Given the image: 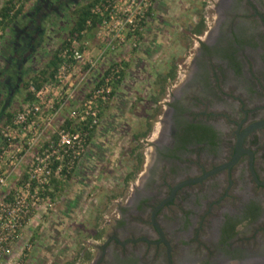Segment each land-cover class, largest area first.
I'll return each mask as SVG.
<instances>
[{
	"label": "flooded vegetation",
	"instance_id": "1",
	"mask_svg": "<svg viewBox=\"0 0 264 264\" xmlns=\"http://www.w3.org/2000/svg\"><path fill=\"white\" fill-rule=\"evenodd\" d=\"M89 1L29 0L6 21L1 108L26 91L34 60ZM216 3L211 24L192 33L186 73L177 70L175 89L158 101L166 103L148 124L143 170L90 264H264V126L242 138L235 163L207 174L264 120V0Z\"/></svg>",
	"mask_w": 264,
	"mask_h": 264
},
{
	"label": "rangeland",
	"instance_id": "2",
	"mask_svg": "<svg viewBox=\"0 0 264 264\" xmlns=\"http://www.w3.org/2000/svg\"><path fill=\"white\" fill-rule=\"evenodd\" d=\"M5 1L0 0V8ZM28 1L15 0L13 12L27 7ZM216 1L155 0L136 46L122 44L107 52L99 62L91 73L95 78L91 86L111 63L121 64L119 80L101 107L97 128L83 157L53 195L52 209L47 214L37 213L28 225L20 243L30 244L23 264H90L143 170L148 153L145 140L148 124L157 106L166 103L158 101L167 99L166 94L175 89L176 71L186 73V66L197 52V39L192 33L200 24L204 29L211 24L210 15L215 14ZM72 24V16L64 18L63 28L50 40L47 52L34 60L31 74L34 67L45 68L54 52L60 53ZM6 26L5 20L0 25V42ZM78 40L80 47L83 41H88L87 57L95 56L100 46L97 24ZM104 58L106 62L102 63ZM86 61L84 58L82 67H86ZM29 79L23 96L30 91Z\"/></svg>",
	"mask_w": 264,
	"mask_h": 264
},
{
	"label": "built area",
	"instance_id": "3",
	"mask_svg": "<svg viewBox=\"0 0 264 264\" xmlns=\"http://www.w3.org/2000/svg\"><path fill=\"white\" fill-rule=\"evenodd\" d=\"M154 2H94L91 13L99 18L100 46L96 55L87 57L88 41H83L80 47L77 36L68 39L58 54L59 61L50 80L39 89L30 84L32 99L15 110L0 129V264H23L30 249L28 242L20 245L23 231L37 213L47 214L52 209L55 203L52 184L67 181L83 157L97 128L101 107L119 80L121 64H109L98 81L72 106L67 115L68 126L54 127L56 116L65 103L74 100L78 85L97 68L107 52L126 43L136 46ZM88 31L86 26L80 32L81 37ZM84 58L86 67H81ZM72 76L74 82L65 87ZM48 130H52L50 136L41 143ZM27 155L28 164L21 175H15Z\"/></svg>",
	"mask_w": 264,
	"mask_h": 264
},
{
	"label": "crops",
	"instance_id": "4",
	"mask_svg": "<svg viewBox=\"0 0 264 264\" xmlns=\"http://www.w3.org/2000/svg\"><path fill=\"white\" fill-rule=\"evenodd\" d=\"M59 54V53H58ZM106 58H104L103 62L102 63H105L106 61ZM47 64V63H46ZM46 67V65H45ZM82 67V66H81ZM80 67V68H81ZM44 66L41 67V68H36L34 67V73L31 74L29 73L27 76H26V80H28L29 78H32L36 73H38L40 70H43ZM80 70L77 71V73H75L76 75L79 73ZM95 72V71H93ZM92 72V73H93ZM37 75V74H36ZM75 75V77H76ZM75 77H72L70 79H68V81L65 83V87H68L70 86V84L72 82H74V78ZM50 80V79H49ZM49 80H47L46 82H48ZM95 78H94V75L90 74V75H87L86 78H84L81 83L78 85L76 91H75V95H74V100L73 101H69L67 103H65V105L62 107V109L60 110V112L58 113V115L56 116L55 118V121H54V127H59L61 125H64L67 121V115H68V112L69 110L72 108L73 104H76V102H78L79 100L82 99V97L85 95V92L91 87V84L94 82ZM30 81V80H29ZM28 81V82H29ZM45 82V83H46ZM31 83V82H29ZM44 83V84H45ZM33 84V83H32ZM43 84V85H44ZM34 85V84H33ZM42 85V86H43ZM27 86V85H26ZM35 86V85H34ZM41 86V87H42ZM40 88V87H39ZM38 88V89H39ZM28 90H29V87H28ZM0 93H2V91H0ZM4 93V92H3ZM13 93H17L15 96H13L9 101H8V104L4 106V109L1 108V100H0V129L2 128L3 124L8 121L10 119V117H8L7 115L8 114H13V112H15V110H17L23 103H24V97L22 94L23 93H26V91H22V90H16L14 91ZM22 95V96H21ZM25 95V94H24ZM20 105V106H19ZM18 106V107H17ZM12 108V109H11ZM52 132V130H48L45 132V134L43 135V137L41 138V143H43V141H45L49 136H50V133ZM94 133V132H93ZM92 137V135H91ZM91 139V138H90ZM90 141V140H89ZM89 144V143H88ZM88 147V146H87ZM36 149V148H35ZM34 149V150H35ZM28 159H29V156L27 155L26 156V160L23 161V163L19 166V169L16 171L15 175L19 176L21 175V172L24 170L25 166L28 164ZM66 181H64L65 183ZM54 183L56 184L54 186ZM54 183L52 184V190L53 193L51 194V196L55 195V193H57L62 185H64V183L62 182H56L54 181ZM56 187V188H55ZM57 190V191H56ZM54 197V196H53ZM35 218V217H34ZM28 228V227H27ZM27 228L23 231V235H22V240L21 242L24 240L25 236H26V233H27Z\"/></svg>",
	"mask_w": 264,
	"mask_h": 264
},
{
	"label": "trees",
	"instance_id": "5",
	"mask_svg": "<svg viewBox=\"0 0 264 264\" xmlns=\"http://www.w3.org/2000/svg\"><path fill=\"white\" fill-rule=\"evenodd\" d=\"M96 1L97 0L89 1V3L87 5L82 6V7L78 8V10H76L74 22L68 31V38L62 42L60 49L64 48L68 44V39H71L75 36L81 37L80 32L86 26H88V30H90L96 26V24L99 21V18L97 16H94L91 13L92 4ZM14 7H15V0H6L5 1L4 5L0 8V25L3 24V22H5V20L8 21V20L12 19V17L19 12V10H16L15 13L11 15ZM88 20L90 21V25H87ZM57 54L58 53L54 52L53 56L49 59L48 63L46 64V67L43 70H40L38 73H36L37 75L35 74L32 78L29 79L30 80L29 82L33 83L35 85L36 89L41 87L53 75L55 68L57 66V63L59 61ZM120 74H121V72H120ZM116 82H115V84H116ZM27 84L28 83H26V85ZM32 97H33V95L29 91L26 94V96L24 97V101L31 100ZM7 116L10 117L11 114H8ZM64 125L68 126L69 121H66V123ZM141 162L142 161L139 160V165L141 164ZM129 177L130 176H128L127 178H129ZM55 185L56 184L54 183V186Z\"/></svg>",
	"mask_w": 264,
	"mask_h": 264
},
{
	"label": "water",
	"instance_id": "6",
	"mask_svg": "<svg viewBox=\"0 0 264 264\" xmlns=\"http://www.w3.org/2000/svg\"><path fill=\"white\" fill-rule=\"evenodd\" d=\"M263 126H264V120L254 122V123H252L251 125H249V126H248V127H247V128L241 133V134H239V135L237 136V144H236V146H235V154H234L232 160H231L230 162L224 164L223 166L218 167L217 169H215V170H213V171H210V172L207 173V174L213 173L214 171L219 170V169H221V168H223V167H225V166H226V167H229V166H231L233 163H235L236 160L238 159L239 155L241 154V152H243V150L241 149V140H242V138H243L247 133H249L251 130H253V129H255V128H258V127H263ZM249 153H250V152H249ZM250 154H251V153H250ZM250 170H251V174H252L254 180L258 181L257 178H256V176H255V173H254V171H253V168H252V165H251V164H250ZM161 204H162V203H161ZM161 204H160L159 206H161Z\"/></svg>",
	"mask_w": 264,
	"mask_h": 264
}]
</instances>
